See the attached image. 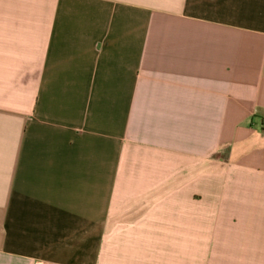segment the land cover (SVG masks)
I'll return each instance as SVG.
<instances>
[{
  "label": "crops",
  "instance_id": "1",
  "mask_svg": "<svg viewBox=\"0 0 264 264\" xmlns=\"http://www.w3.org/2000/svg\"><path fill=\"white\" fill-rule=\"evenodd\" d=\"M0 264H264V0H0Z\"/></svg>",
  "mask_w": 264,
  "mask_h": 264
}]
</instances>
